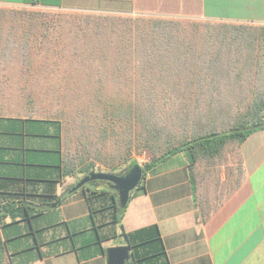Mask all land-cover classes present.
<instances>
[{"label": "crops", "instance_id": "1", "mask_svg": "<svg viewBox=\"0 0 264 264\" xmlns=\"http://www.w3.org/2000/svg\"><path fill=\"white\" fill-rule=\"evenodd\" d=\"M79 14L264 25V0H0L3 264H108L106 250L126 244L127 264H158L154 248L148 260L133 257V246L143 254L137 245L157 236L165 264H264V127L239 145V173L193 163L185 151L156 161L120 217L103 182L63 197L83 176L63 174L62 124L22 102L41 100L25 86L47 87L48 71L68 68L62 57L72 55L68 28Z\"/></svg>", "mask_w": 264, "mask_h": 264}, {"label": "trees", "instance_id": "2", "mask_svg": "<svg viewBox=\"0 0 264 264\" xmlns=\"http://www.w3.org/2000/svg\"><path fill=\"white\" fill-rule=\"evenodd\" d=\"M118 17L85 14L68 28L73 51L63 54L68 68L60 81L75 86L82 104L64 99L60 109L46 113L62 124L63 144L70 145L64 176L84 177L96 164L116 170L118 159L108 147L121 144L130 151L134 126L136 139L158 154L142 166L143 175L156 161L180 151L193 163L220 162L227 145L236 144L238 150L250 133L264 127V25L211 22L188 30L171 19L133 24ZM65 46L69 51L70 44ZM246 76L259 79L255 98L234 116L231 97L242 91ZM107 83L128 87L127 96L134 98H125L122 89L114 94L120 96L108 97ZM172 139L175 143L161 149ZM93 182L98 181L87 184ZM113 207L120 217L124 208L117 197ZM155 239L137 245L146 248L143 254L133 246L135 263L145 261L154 248L148 257L165 264V251ZM5 249L0 239V264Z\"/></svg>", "mask_w": 264, "mask_h": 264}, {"label": "rangeland", "instance_id": "3", "mask_svg": "<svg viewBox=\"0 0 264 264\" xmlns=\"http://www.w3.org/2000/svg\"><path fill=\"white\" fill-rule=\"evenodd\" d=\"M28 13L34 16H43V15H52L56 13H61V12H45V11H40V10H26ZM85 14H79V16H84ZM117 17V16H116ZM120 19H128L131 22L133 21V24H141L143 23L142 21H146L148 19H155L157 17H124L120 16L118 17ZM164 19V18H161ZM179 24L182 25V27L190 30L193 25H198L200 29H202L201 25H205L207 23H211L212 21H206V20H198V19H171ZM54 72L53 75H49L48 71V86L47 87H41V86H25V91L33 92L34 96L32 97H39L41 100L39 101H34L32 103L28 101H23L22 103H27L34 111L38 112V109L45 110V112L48 114H53L55 111L61 108V101L66 99V100H72L76 101L77 103L82 104V100H78L77 98L81 95L80 92L78 93L77 90L75 91V86H63V83L60 81L61 78L58 76V74L61 73V71H52ZM55 74V75H54ZM242 84L243 89L242 91L239 90V94L232 95V99L234 98V106L231 110L232 115L235 116L236 113L239 111H242L246 108L248 104H250L254 98H255V93H254V88L256 85L259 83V79L255 77H248L246 76L245 78H242ZM238 84V83H237ZM95 86V85H94ZM108 90L110 91L108 93V97H113V96H120V95H114L115 91H118V89H122L124 93L125 98H134L133 95L131 97L127 96L128 95V87H124L123 85H114L112 83H107ZM16 89H19L20 87H14ZM97 88V87H95ZM106 88V89H107ZM161 97V96H158ZM132 103H134L135 99H132ZM161 100L159 99L158 102ZM124 105H126V102H123ZM15 104H19V102H16ZM236 104H240L239 107L236 106ZM239 108V109H238ZM52 116V115H51ZM52 118H54L52 116ZM133 129H137V126L132 127ZM133 131V145L130 151H126V149L122 148V145H112L113 147H108V151L111 153L113 151V154L115 157H117L118 161L114 165V171L109 170V168L104 167L102 164H96L93 168L94 172H105V173H114V174H119L123 172L126 167H128L132 162L134 164H138L141 167L145 165L148 161H150L152 158L155 156H158L157 152L156 154H153L152 151H149L145 149L144 145L139 142L136 139L137 135V130ZM123 128L121 127V131ZM63 140H64V135H63ZM110 141H112L110 139ZM64 142V141H63ZM173 143H175V139H172L170 143L167 144H162L161 149H165L167 146H171ZM67 148H70V145L67 146ZM66 146H64V156L70 155L68 153H72L67 151ZM124 158V159H123ZM222 160V161H221ZM220 160V162L213 163L211 166H216L220 171L224 174H230L231 172L233 173H239V158H238V153H237V146L236 144H229L226 146L224 152H223V158Z\"/></svg>", "mask_w": 264, "mask_h": 264}, {"label": "water", "instance_id": "4", "mask_svg": "<svg viewBox=\"0 0 264 264\" xmlns=\"http://www.w3.org/2000/svg\"><path fill=\"white\" fill-rule=\"evenodd\" d=\"M143 177L142 167L138 164H133L122 175L105 172H90L81 180H79L73 187H71L63 195L66 196L69 193L76 191L85 184L91 181H106L109 183V187L116 192L119 207L121 209L126 207L129 201L131 193L138 187ZM61 199L52 205L55 207ZM107 263L108 264H127L132 260L131 248L128 244L122 246L111 247L106 250Z\"/></svg>", "mask_w": 264, "mask_h": 264}]
</instances>
